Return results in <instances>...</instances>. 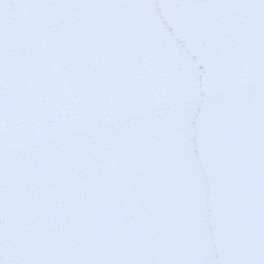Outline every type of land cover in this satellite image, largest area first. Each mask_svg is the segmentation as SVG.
<instances>
[{
  "label": "water",
  "instance_id": "obj_1",
  "mask_svg": "<svg viewBox=\"0 0 264 264\" xmlns=\"http://www.w3.org/2000/svg\"><path fill=\"white\" fill-rule=\"evenodd\" d=\"M37 5L0 39L10 216L92 173L101 194L134 192L128 223L154 202L173 247L222 256L225 209L264 218V0Z\"/></svg>",
  "mask_w": 264,
  "mask_h": 264
},
{
  "label": "snow or ice",
  "instance_id": "obj_2",
  "mask_svg": "<svg viewBox=\"0 0 264 264\" xmlns=\"http://www.w3.org/2000/svg\"><path fill=\"white\" fill-rule=\"evenodd\" d=\"M37 6V0H0V39L14 20ZM93 175L71 178L60 200L43 196L31 212L19 205L10 216L0 167V264H264V218L236 221L225 209L218 222L223 255L210 246L201 256L190 247H173L154 202L141 201L140 221L128 223L120 213L129 202L137 203L134 192L113 199L101 194ZM130 177L134 188L142 185L135 170ZM81 184L89 188L85 199Z\"/></svg>",
  "mask_w": 264,
  "mask_h": 264
}]
</instances>
